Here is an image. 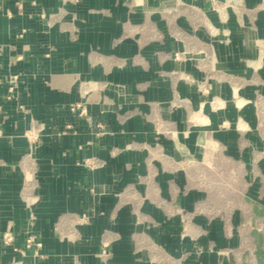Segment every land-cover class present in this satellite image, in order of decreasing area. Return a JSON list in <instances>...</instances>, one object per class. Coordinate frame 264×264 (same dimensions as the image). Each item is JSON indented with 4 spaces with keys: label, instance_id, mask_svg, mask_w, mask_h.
<instances>
[{
    "label": "rangeland",
    "instance_id": "obj_1",
    "mask_svg": "<svg viewBox=\"0 0 264 264\" xmlns=\"http://www.w3.org/2000/svg\"><path fill=\"white\" fill-rule=\"evenodd\" d=\"M164 19L154 41L174 43L172 70L157 59L156 80L126 94L120 83H78L107 92L102 104L131 138L112 158L139 160L123 164L133 177L118 197L134 221L135 238L120 241L132 256L114 262L106 245L100 262L264 264V0L177 1ZM75 220V231L88 222ZM56 230L60 240L72 233Z\"/></svg>",
    "mask_w": 264,
    "mask_h": 264
},
{
    "label": "crops",
    "instance_id": "obj_2",
    "mask_svg": "<svg viewBox=\"0 0 264 264\" xmlns=\"http://www.w3.org/2000/svg\"><path fill=\"white\" fill-rule=\"evenodd\" d=\"M177 1L190 0H0V236L14 235L13 248L0 245V264H101L106 245L114 262L132 256L120 241L135 238L134 221L118 197L133 177L123 164L133 168L139 160L125 151L112 158L131 138L119 134L115 108L102 104L107 92L83 93L78 83H120L126 94L131 82L156 80L157 59L160 69L172 70L174 43L167 35L155 42L154 26L165 24ZM71 26L75 41L65 31ZM11 76L27 113L6 99ZM177 90L181 95L184 85ZM80 97L103 123L98 137L67 111ZM31 118L44 125L39 145L26 137ZM65 125L72 129L58 136ZM90 157L102 164L92 170L80 164ZM76 216L88 219L77 231ZM59 226L72 233L60 240ZM29 235L40 248L25 249Z\"/></svg>",
    "mask_w": 264,
    "mask_h": 264
},
{
    "label": "built area",
    "instance_id": "obj_3",
    "mask_svg": "<svg viewBox=\"0 0 264 264\" xmlns=\"http://www.w3.org/2000/svg\"><path fill=\"white\" fill-rule=\"evenodd\" d=\"M2 9V8H0ZM22 34L18 35V37H21ZM17 85V77L11 76L8 80V95L6 96V99L9 101L16 102V105L20 111L23 113H27V111L24 109V107L20 104H18L16 96H15V90ZM67 111L76 117L78 120L83 121L87 128L91 130L92 135L98 137L103 129V123L99 119H94L91 113L89 112L88 105H86L84 102H78L68 105ZM44 125L38 120L31 118L29 129L26 132V137L30 143H33V145L40 144L41 140V133L43 131ZM72 129L71 125H65V128L63 131H60L57 133L58 136H62L65 134L66 130ZM73 135H76L77 132L72 130ZM31 150V148H30ZM81 165L89 168V169H95L99 167L102 162L95 157L90 158H84L80 162ZM83 219L85 217L82 216ZM0 245L3 248H13L14 245V235L10 231H5L0 236ZM25 247L26 249H31L34 247L39 248L40 244L35 240L34 236L29 235L25 239ZM16 250V249H15ZM17 262H12L11 264H16Z\"/></svg>",
    "mask_w": 264,
    "mask_h": 264
}]
</instances>
